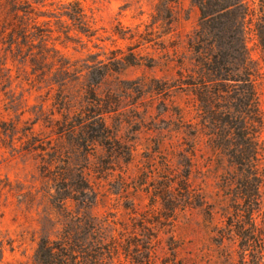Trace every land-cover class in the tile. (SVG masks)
Listing matches in <instances>:
<instances>
[{
  "label": "rangeland",
  "instance_id": "1",
  "mask_svg": "<svg viewBox=\"0 0 264 264\" xmlns=\"http://www.w3.org/2000/svg\"><path fill=\"white\" fill-rule=\"evenodd\" d=\"M73 1L93 35L73 32L69 41L57 16ZM45 4L39 22L49 23L50 45L83 76L66 79L48 65L40 83L29 59L2 52L0 117L20 124L0 135V264H34L42 238L58 240L79 222L84 233L95 228V238L117 246L99 264H240L235 234L221 235L235 168L219 146L215 120L228 112L239 117L243 93L230 64L237 55L219 43L224 35L212 30L209 51L198 53L200 11L191 0L173 5L166 23L155 20L158 0ZM253 55L260 114L254 135L264 171V53ZM228 74L235 81L225 80ZM53 80L67 81L65 103ZM83 113L98 124L78 136L59 134L66 119ZM25 123H35L33 136L25 135ZM255 217L264 220V196Z\"/></svg>",
  "mask_w": 264,
  "mask_h": 264
},
{
  "label": "trees",
  "instance_id": "2",
  "mask_svg": "<svg viewBox=\"0 0 264 264\" xmlns=\"http://www.w3.org/2000/svg\"><path fill=\"white\" fill-rule=\"evenodd\" d=\"M46 1L50 0H0V72L7 64L6 55L2 56L5 50L4 52H9L12 58H20L23 61L29 59L34 74H37L36 81L40 83L46 77L43 71L48 65L52 68L58 67L57 71L65 74L66 79H79L83 76L80 68L57 50L56 46L50 45L52 30L49 23L39 22L41 17L46 16V13L41 11V8L46 6ZM178 1L158 0L155 20L166 23L171 19L170 8ZM191 1L200 11L203 38H200L198 53L209 51L208 46H211L213 38L212 30L223 34V37H219V43H224L237 55L230 64L233 65V72L240 73L236 81L242 85L243 92L239 100L240 110L237 112L239 117L228 112L224 119L215 120L221 125L217 128L219 146L235 168L233 177L227 180V187L232 193L229 198L232 212L228 218V228L221 234L222 239H227L231 233L235 234L239 241L240 264H264V220L259 224L255 217V213L260 211L263 204L264 171L259 165V148L254 135V126L260 123V114L256 90L259 69L253 55L255 49L264 53V0L257 6L255 2L246 0ZM64 10L58 14L57 23L65 30L67 40H73V32L93 35L91 23L79 1L68 3ZM63 18L68 19L71 25H66ZM204 38L207 39L203 40ZM229 72L232 70L226 68V73ZM234 79L236 76L228 74L225 80L235 81ZM51 82L59 87L58 97L65 103L67 81ZM2 85L3 83H0V97ZM90 92L92 93V90ZM19 124L20 119L7 122L0 117V135L18 132ZM25 124V135L33 136L35 123ZM96 124L98 121L95 115L87 116L83 113L74 121L66 119L58 130L59 134L74 137ZM36 143L38 142L29 144V148L36 150ZM81 179L87 180L82 175ZM80 223L72 229H65L58 240L42 238L34 264H99L104 253L109 256L117 253V246L104 244L102 240L95 238V228H92L94 232L86 234L82 231ZM2 258L1 252L0 261Z\"/></svg>",
  "mask_w": 264,
  "mask_h": 264
}]
</instances>
